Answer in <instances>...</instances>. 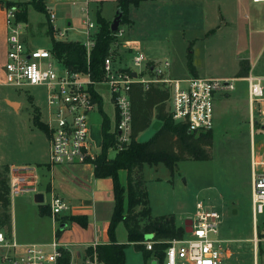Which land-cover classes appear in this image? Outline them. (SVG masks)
I'll return each instance as SVG.
<instances>
[{
  "label": "rangeland",
  "instance_id": "obj_1",
  "mask_svg": "<svg viewBox=\"0 0 264 264\" xmlns=\"http://www.w3.org/2000/svg\"><path fill=\"white\" fill-rule=\"evenodd\" d=\"M32 2H37V8H41L39 0H32ZM7 6L8 10L14 9L16 15H19L20 21H17L24 24V40L30 41L32 48L50 46V39L45 29L30 32L29 18L24 19L28 12L32 23L35 24L36 19L46 23L45 14L37 12L33 9V5L28 7L26 3L10 2ZM131 8L130 22L123 23V14L117 15H120V25L117 33L114 34V61L122 67L134 68L132 52L124 51L123 43L130 39L139 40V48L143 47V51L141 49L143 53L154 56L157 63L169 60L171 62L170 77L182 79L190 74L188 56L192 52L194 66L198 64L201 70L207 73H200V77L237 79L236 91L232 93L233 96L229 101L232 103L231 112L237 125L228 134L237 138L240 135L248 136V83L241 80L239 74L243 61L244 68L249 70L246 77L254 75L264 78V2L148 0L140 8L133 5ZM115 19L108 23L111 28ZM100 29L99 24L96 36ZM121 32L123 36H119ZM80 38L82 37L79 35L68 34L67 36L70 41ZM51 50L56 57H60L54 51V47ZM59 59L63 60V56ZM249 61L255 65L253 71ZM9 89L12 93L11 97L18 98L23 103V108L17 113L6 102L0 100V164L5 165L16 159L20 148L16 143H32L34 133L36 135L41 133L44 141H47L44 132L37 127L40 132L34 129L33 119H31L32 106L28 101L30 96L39 107L45 109V89L42 87H31L26 91H17L11 87ZM100 92L103 97V109L114 125L115 108L110 94L102 86ZM255 113L257 116V112ZM102 121L101 112L95 111L91 114L89 140L96 154L101 151ZM31 128L34 129V133L31 132ZM214 133L215 143L209 160H181L177 163L174 173L163 164L144 167L142 178L149 195L152 217L173 215L176 222L185 228V222L195 216L197 203L202 202L208 209L215 210L221 215L220 233L217 238L230 240L228 244H221L225 254L228 252L227 247L231 249L229 254H232L231 258L224 261V264H264V242L259 243L256 257L253 241L251 168L250 160L247 158L249 143L244 141L225 143L220 140L222 135L219 132ZM255 133L259 140L262 135L258 128ZM40 142L42 143L37 141V143ZM115 155L114 149L109 151L110 158H114ZM0 172H3V166L0 167ZM6 176L9 182V171ZM20 198L12 197V203ZM30 200L31 206H35V202ZM17 203V207L23 208V203ZM263 223L264 217H260L258 235L259 232L263 233ZM144 225L143 221L140 228L142 229ZM117 228L118 240L125 241V226L122 224ZM152 239L153 235L149 234L147 240ZM126 257L127 264H146L141 254L137 253L132 245L127 246ZM97 263L101 264L98 258ZM0 264L8 263L0 261Z\"/></svg>",
  "mask_w": 264,
  "mask_h": 264
},
{
  "label": "built area",
  "instance_id": "obj_2",
  "mask_svg": "<svg viewBox=\"0 0 264 264\" xmlns=\"http://www.w3.org/2000/svg\"><path fill=\"white\" fill-rule=\"evenodd\" d=\"M253 2L261 3L264 0ZM55 21L56 15L49 14L54 41L67 42L63 39L67 31L57 29ZM83 24L85 41L82 44L90 64L98 27L88 13ZM119 36H123L122 32ZM7 43L6 84L17 91H26L31 87H42L46 91L47 111L42 122L47 129L48 164L51 167L87 164L97 158L98 154L93 152L89 140V122L91 114L99 111L95 94L102 96L101 86L109 92L116 109L115 124L112 125V131L116 133V152L125 150L132 142L130 93L133 85H142L145 90L152 85L167 88L171 118L197 133L213 131L217 99L227 97L236 90L237 79L233 78H171L169 60L160 63L151 61L140 50L133 55L134 68L119 67L113 55L107 56L102 66L103 76L96 79L90 69L75 70L67 66L64 60L55 56L52 48L30 47L24 40V24L17 21L14 9L8 10ZM133 73H136V78ZM245 80L248 83L251 130L254 132L255 112L262 113L264 110V78L250 75ZM38 178L35 166H11L8 182L10 197L36 193ZM251 201L257 257L258 245L264 242V237L258 235L259 218L264 217V156L261 161L252 158ZM50 210L55 226L59 227L57 219L70 211V204L54 195ZM191 220L192 231L185 233L181 239L167 241L165 257L158 264H223L226 254L221 244L224 242L217 238L221 215L198 202ZM262 228L264 235V223ZM158 243L153 239L148 240L145 242L146 249L153 251ZM64 248L57 235L49 244H19L12 234L0 227V252L3 261L9 264H59ZM86 263L98 264L97 256L93 260L88 258Z\"/></svg>",
  "mask_w": 264,
  "mask_h": 264
},
{
  "label": "crops",
  "instance_id": "obj_3",
  "mask_svg": "<svg viewBox=\"0 0 264 264\" xmlns=\"http://www.w3.org/2000/svg\"><path fill=\"white\" fill-rule=\"evenodd\" d=\"M10 2L29 3L28 7H31L30 3L32 0H0V100L6 102L10 108L19 113L23 108V103L18 98L11 97L12 93L9 89L10 87L6 84L5 80V64L7 62L8 50L7 3ZM45 5L48 12V15H46L47 22L43 23L40 19H36L37 22L34 24L31 22L30 15L28 14L30 21V23H28V27H30V32H32V30L43 31V29H45V33L50 39V46L47 48H52V41L54 40V35H50V29L53 30V27L49 22V14L51 13L56 15L54 26L59 30L67 31L66 36L63 39L70 41L67 39L68 34L79 35L82 38L72 41L81 43L85 41V35L83 33L85 26L83 24V20L87 13L92 21L97 24V27L99 25V17L105 19L107 22H111L116 18L118 13V0H45ZM131 10L132 8L130 9V16L132 13ZM32 24H34L33 27ZM25 42L32 47L30 41L25 40ZM128 42L130 43H123L124 51L131 50L132 55H134L137 50L141 51L142 49L143 51V47H141V49L139 48V40L130 39ZM146 56L151 61L156 60L154 56L150 54H147ZM250 65L253 71L255 65L253 63L251 64V62ZM118 66L122 67V65L119 64ZM200 73L207 74L204 70H201L197 64L195 65V72H190V74L184 78L200 77ZM240 79L246 81L245 77ZM232 96L233 95L231 93V95L227 97L218 98L215 103V126L212 131L213 144L215 143V131L222 135L220 137L222 142L239 143L244 141L245 143H249V154L247 152V158L250 160L252 187V158L254 157L255 159L261 161L264 156V110L262 113L256 111L258 117L256 116L254 132H252L250 124V107L249 102H247L249 135H240L238 138L235 136L232 137V135H229L228 133H231L237 125L234 122V116L231 112L232 103L229 102ZM100 97L103 100V97ZM28 101L32 106L31 119H33V125L35 126L34 118L36 115H39L40 120L44 121L46 118L47 108L46 105L45 109L39 107V105L36 104L30 96L28 97ZM114 117L116 118V109H114ZM257 128L262 135L259 140H257L255 133ZM34 129L38 131L36 126ZM34 129L31 128L32 133H34ZM41 136V133L40 135H36V133H34L32 137L33 141H31L32 143H16L20 147L16 159L6 165L0 164V167L32 165L36 167V172L39 177L37 192L34 194L18 196L21 198L15 200L11 205V234L19 244H49L52 242L57 235L58 227L55 226L54 220L51 217L50 203L53 196L57 195L70 204V211L60 217H65L66 223L64 224L65 228L58 237L59 241L63 247H65L64 251L69 252L71 255L72 264H77L79 262L87 264V248H96L98 245H106L110 243L109 227L115 204L114 182L112 178H96L95 167L92 163L51 167L48 164V137L46 135L47 141H44V137ZM37 141H42V143H37ZM102 143L103 136L100 146L101 149ZM257 143L260 144L257 145ZM119 180L121 185L127 190L128 174L126 170H121L119 172ZM32 197H34V199ZM30 199L33 200V203L35 202V206H31L29 203L31 202ZM47 199L48 201H46ZM17 202L23 203V208L17 207ZM25 205H29L31 207H26ZM76 218L80 219V221L74 220ZM84 224L86 225L84 226ZM122 224L123 223L120 225ZM176 224L177 226L182 227L177 222ZM123 226L125 225L123 224ZM125 230L126 240L128 243V233L127 229ZM117 241L118 243L126 244L125 241L118 240V238ZM222 241L227 244L230 243V240ZM227 250L228 252L225 255V257H227L226 259L224 258V261L231 258L232 255L229 254L231 250L229 247H227ZM0 261L5 262L2 259L1 252ZM153 261L155 260H151L149 264Z\"/></svg>",
  "mask_w": 264,
  "mask_h": 264
},
{
  "label": "trees",
  "instance_id": "obj_4",
  "mask_svg": "<svg viewBox=\"0 0 264 264\" xmlns=\"http://www.w3.org/2000/svg\"><path fill=\"white\" fill-rule=\"evenodd\" d=\"M39 1L41 8H37V2L30 4L38 12L48 15L45 0ZM147 1L118 0L117 15L123 14V23L130 22L131 6L138 8ZM8 6L12 5L8 4ZM27 18L28 12L24 16V19ZM17 20L20 21L19 15H17ZM98 23L101 25V29L96 36V45L91 52L90 64H88L86 48L81 42L53 40L52 47L60 57L63 56L64 63L70 68L84 71L90 69L96 79H101L104 59L113 55L114 34L117 32H113L109 22L101 17H99ZM50 32L52 33L53 30L51 29ZM188 68L190 72H195L192 52L188 56ZM248 72L249 70L244 68L242 61L239 78L246 77ZM130 94L132 100V142L125 150L118 151L114 158L109 157V151L115 149L117 144L116 133L112 131L111 120L103 109L102 98L97 93L95 94L99 111L103 116V143L101 153L90 163L95 167L96 178H112L115 194V204L109 227L110 243L98 245L95 250L92 247L86 249V258L93 260L96 255L101 264H126V249L130 244L142 254L146 264H149L152 259L159 263L163 261L167 248L165 241L183 238L185 229L177 226L173 215L152 217L149 195L142 178L143 169L147 165L158 166L163 164L174 173L179 161L209 160L213 149L212 131L198 134L190 133L185 124H178L173 121L167 105L170 97L169 90L164 86L152 85L145 90L142 85L135 84L132 86ZM156 121L161 123L160 129L150 142L140 143V136L148 131ZM34 124L46 134V126L40 120L39 115L34 118ZM121 170H126L128 174L127 190L119 180ZM8 171L9 167L5 166L3 172H0V227L11 235L12 201L6 176ZM138 208L142 209L139 211ZM65 219V217L57 219L59 224L58 237L63 231L61 227L66 223ZM74 220L80 221L77 218ZM143 221L145 225L141 229L140 225ZM121 223L125 225L128 233V243L126 244L118 243L116 237L117 227ZM149 234L153 235V241L160 242L154 245L153 251H148L145 245ZM259 236L260 238L264 237L260 232ZM63 254V259L60 260L59 264H70L71 255L69 252L64 251Z\"/></svg>",
  "mask_w": 264,
  "mask_h": 264
},
{
  "label": "water",
  "instance_id": "obj_5",
  "mask_svg": "<svg viewBox=\"0 0 264 264\" xmlns=\"http://www.w3.org/2000/svg\"><path fill=\"white\" fill-rule=\"evenodd\" d=\"M120 25V15L117 16V18L115 19L113 25H112V31L113 32H117L118 27ZM133 76L136 78L137 75L136 73H133ZM161 127V123L156 121L154 122V124L152 125V127L146 131L145 133H143L140 138H139V142L140 143H148L151 141V139L154 137V135L157 133V131L160 129ZM65 228V226H62L61 229L63 230ZM192 231V220L189 219L186 221L185 223V232L186 233H190ZM151 264H158L157 261H153Z\"/></svg>",
  "mask_w": 264,
  "mask_h": 264
}]
</instances>
